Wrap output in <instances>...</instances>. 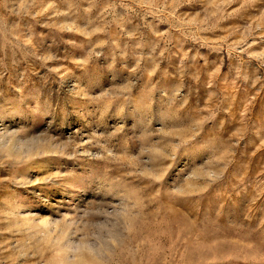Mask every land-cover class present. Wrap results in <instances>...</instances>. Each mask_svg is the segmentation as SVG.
<instances>
[{"label": "rangeland", "instance_id": "1", "mask_svg": "<svg viewBox=\"0 0 264 264\" xmlns=\"http://www.w3.org/2000/svg\"><path fill=\"white\" fill-rule=\"evenodd\" d=\"M0 264H264V0H0Z\"/></svg>", "mask_w": 264, "mask_h": 264}]
</instances>
